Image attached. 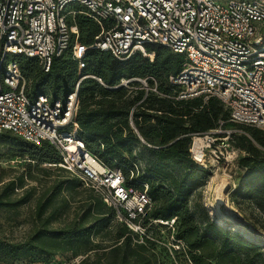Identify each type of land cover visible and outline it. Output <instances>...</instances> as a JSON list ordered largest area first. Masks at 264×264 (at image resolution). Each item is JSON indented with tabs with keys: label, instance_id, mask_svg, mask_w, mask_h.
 <instances>
[{
	"label": "built area",
	"instance_id": "1",
	"mask_svg": "<svg viewBox=\"0 0 264 264\" xmlns=\"http://www.w3.org/2000/svg\"><path fill=\"white\" fill-rule=\"evenodd\" d=\"M78 13L99 25L90 45L79 40ZM147 42L184 55L181 69L168 78L173 91H158L153 77L150 84L147 77L121 78L113 88H140L145 94L152 91L177 100L199 97L206 102L215 97L227 112L226 119L218 120L219 128L228 122L264 129V0H0V133L9 131L35 144L48 142L58 155L51 165L92 189L134 240L156 241L152 228L163 225L171 229L178 250L184 244L173 233L175 217H147L153 200L146 185L125 183L122 170L105 165L78 136L74 118L78 83L63 97L44 93L31 97L13 58L36 57L47 71L54 57L69 51L81 69L90 47L119 60L136 51L152 59L145 50ZM225 132L229 137L230 129ZM191 143L189 152L198 161Z\"/></svg>",
	"mask_w": 264,
	"mask_h": 264
},
{
	"label": "trees",
	"instance_id": "2",
	"mask_svg": "<svg viewBox=\"0 0 264 264\" xmlns=\"http://www.w3.org/2000/svg\"><path fill=\"white\" fill-rule=\"evenodd\" d=\"M75 20L79 27V40L90 45L99 32V25L80 13L76 14ZM145 50L153 54L152 59L136 51L127 59L119 60L107 51L90 47L84 54V67L81 69L69 51L54 57L47 71L43 70L36 57L17 54L13 58L26 80V92L31 97L38 93L63 97L78 83L74 117L78 136L87 150L105 165L119 167L125 183L138 188L146 185L153 200L147 217L163 220L175 217V237L187 247V259L191 264H264L263 244L248 240L240 232L210 219L206 213L197 222L188 206V197L199 182L198 172H204L190 156L191 137L216 127L219 119L227 118L219 100L215 97L206 102L199 97L177 100L161 97L152 91L145 94L140 88H136V94L128 98L125 97L126 87H112L121 78L147 77L150 84L152 80L149 77H153L158 91L167 94L173 91L168 78L181 69L184 55L158 43H145ZM137 84L136 81L133 83ZM139 100L141 102L136 105ZM182 104H185L184 109L177 107ZM248 129L250 136L238 134L232 137L234 145L245 151L237 163L245 168L247 177L238 189L233 190V196L239 192L242 200L253 203L264 216V155L254 144L264 146V132ZM0 138L18 144L22 153L28 156V162L51 165L58 161L54 147L46 141L35 144L9 131L1 132ZM155 138L159 140L155 141ZM139 158L144 159V165ZM96 196V207L105 209L98 212H106L105 222L111 221L113 209ZM2 202L5 204L7 201ZM47 204L36 205L38 217ZM103 220L97 218L92 223H74L59 228L41 227L30 240L14 242L0 238V260L48 253L44 245L34 242L36 239H51L68 245L78 243L87 247L91 233ZM115 226V239L120 241V246H129L131 241L143 245V242L134 240L126 225L116 222ZM152 231L155 232V226Z\"/></svg>",
	"mask_w": 264,
	"mask_h": 264
},
{
	"label": "rangeland",
	"instance_id": "3",
	"mask_svg": "<svg viewBox=\"0 0 264 264\" xmlns=\"http://www.w3.org/2000/svg\"><path fill=\"white\" fill-rule=\"evenodd\" d=\"M136 92V88H126L125 97L130 98ZM184 105L177 107L184 109ZM248 128L264 132L260 127L227 122L220 128L216 126L194 134L204 138V158L196 161L190 156L204 172H198L199 182L188 197V206L197 222L205 213L210 219L216 220V214L209 207V200L219 193L222 202L218 203V209L223 214L219 223L232 231H236L234 227L240 223L246 230H257L261 236L259 242L264 245V216L253 203L242 200L239 192L233 196V190L238 189L247 177L245 168L237 163L245 151L234 145L232 137L238 134L250 136ZM227 129H230L229 137H226ZM210 130L214 131L212 135L208 134ZM154 140L158 141L159 138ZM254 144L264 155V146L256 142ZM139 160L144 165V159ZM28 161V156L22 153L18 144L0 138V238L14 242L30 240L41 227L59 228L74 223H92L97 218L104 220L91 233L87 247L78 243L68 245L51 239H36L34 242L44 245L48 253L0 260V264H44L49 261H54V264H191L187 259L184 242V247L175 250L171 229L163 225L155 227L153 234L156 241H148L142 246L131 241L129 246H120V241L115 239L116 221L112 219L105 222L106 212H98L105 209L96 207L94 201L97 196L89 187L58 166ZM215 173L228 178L226 188L220 192L210 189L211 182L217 181ZM4 200L7 202L2 204ZM44 202L48 204L38 217L36 205ZM173 225L175 233V222Z\"/></svg>",
	"mask_w": 264,
	"mask_h": 264
},
{
	"label": "bare ground",
	"instance_id": "4",
	"mask_svg": "<svg viewBox=\"0 0 264 264\" xmlns=\"http://www.w3.org/2000/svg\"><path fill=\"white\" fill-rule=\"evenodd\" d=\"M204 146H205L204 138L201 137L200 135H195V137L193 138V142L191 143V149H192L196 159L203 160V158H204L203 147ZM214 175L217 176V181L214 183L211 182L210 189L214 192H220L226 188V186L228 184V178L225 175H219L218 176L217 173H215ZM212 179H214V178H212ZM220 202H222V199H221L219 193L214 197L212 196V198H210V200H209V207H210L211 211L216 214V217H217L216 221L217 222H221V220L223 219V214L218 209V203H220ZM240 224L241 225L234 227L236 231L240 232L243 236L247 237L248 240H256L258 242L261 241V236H260L259 231H257V230H255V231L246 230L243 227V224L242 223H240Z\"/></svg>",
	"mask_w": 264,
	"mask_h": 264
},
{
	"label": "water",
	"instance_id": "5",
	"mask_svg": "<svg viewBox=\"0 0 264 264\" xmlns=\"http://www.w3.org/2000/svg\"><path fill=\"white\" fill-rule=\"evenodd\" d=\"M67 95V93H65V95L64 96H66Z\"/></svg>",
	"mask_w": 264,
	"mask_h": 264
}]
</instances>
